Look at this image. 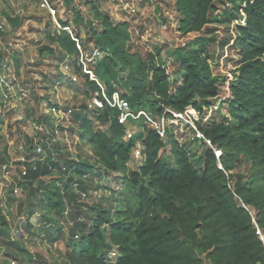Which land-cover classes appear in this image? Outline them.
Here are the masks:
<instances>
[{
  "label": "trees",
  "instance_id": "trees-1",
  "mask_svg": "<svg viewBox=\"0 0 264 264\" xmlns=\"http://www.w3.org/2000/svg\"><path fill=\"white\" fill-rule=\"evenodd\" d=\"M73 1L63 3L69 7ZM82 5L88 7L89 16L73 8L70 17L58 19V26L50 14L49 43L40 46L39 52L57 61L55 81L65 80L60 71L63 63L79 77L78 90L87 99L101 95V86L84 71L80 60L82 52L91 54L99 48L103 55L90 66L109 95L120 91L132 108L148 110L156 117L168 109L184 111L193 106L201 116L198 128L222 150L224 169L218 166L214 150L202 141L190 140L203 145L199 155L181 143L174 124L167 127L165 138L144 123L141 131L126 140L127 127L119 122L117 108L107 104L90 108L89 101L66 106L78 121L71 132L79 131L94 155L71 157L60 138L53 143L39 141L46 150L37 154L29 135L23 145L24 158L15 168L7 149L0 152V172L14 176L8 198L13 199L16 185L26 191L25 197L15 200H19L21 216L27 217L13 234L0 209V250L4 251L0 262L16 263L10 257L19 259L20 247L12 236L31 232L34 220L43 221L47 231L56 230L53 238L57 239L61 218H66L71 224L70 264H264V239L257 234L258 226L264 236V0H174L178 30L183 36L199 34L175 49L181 82L174 87L162 47L147 55L134 51L127 21H116L96 0ZM52 7L58 12L53 3ZM9 20L16 26L21 17L9 16ZM233 20L239 21L235 37L223 42L233 38L238 51L229 79L214 71L211 45L216 39L208 33L213 31L212 24ZM8 55L1 49L0 66ZM226 84L229 95L205 120ZM25 90L37 99L36 121L49 122L44 100L59 103L41 96L35 83ZM224 106L226 113H222ZM105 124L108 131L101 127ZM139 143L143 157L138 169H132L133 149ZM168 147L166 155L163 151ZM243 163L249 164L246 174L237 170ZM111 174L122 183L113 193L115 212L98 201L83 206L80 198L92 190L111 188Z\"/></svg>",
  "mask_w": 264,
  "mask_h": 264
},
{
  "label": "rangeland",
  "instance_id": "rangeland-1",
  "mask_svg": "<svg viewBox=\"0 0 264 264\" xmlns=\"http://www.w3.org/2000/svg\"><path fill=\"white\" fill-rule=\"evenodd\" d=\"M51 1V8L43 6L44 0H0V51L6 50L9 53L8 60L0 66V152L4 148L10 155V163L19 161L24 154L22 145L27 135L34 139V148L42 141V134L39 130V124L34 118L33 109L37 107V99L26 89L35 83L38 93L41 96H48L59 103L62 107L61 115L52 114V102L48 104L47 99L43 103V111L49 115V122L58 123V137L67 147L71 157H93V148L91 144L82 139L79 131L71 132V128L77 129L78 121L73 113H68L64 109L67 107L79 106L89 99L78 90L79 82L72 80L73 75L65 64L60 63V71L64 73V81H55L57 75V61L45 52H39L40 46L49 43L46 39L47 33L52 31L53 15L52 3L58 7V12L53 15V20L58 26V19H67L72 15L73 8H79L86 16H89L88 7L82 5L85 0H74L69 7L65 6L63 0ZM101 9L110 13L116 21H127L132 32V49L139 51L143 55L155 51L157 47H162V57L164 64L170 73V81L173 87L181 82V76L176 73L178 69L175 49L183 42L195 40L199 34L192 33L183 36L178 30L179 14L174 6V0H96ZM81 2V3H80ZM81 4V5H80ZM10 17H21V22L13 26L9 20ZM244 18V17H243ZM238 20H233L231 24L215 23L210 27L212 32L208 33L210 37L214 35L216 41L211 45L214 53L212 64L217 75H228L229 79L233 77V71L236 69L238 61V51L233 45L234 39L223 45L228 36L235 37V25ZM244 23V19L240 22ZM85 33V30H83ZM78 77V76H76ZM79 78V77H78ZM54 80V81H53ZM27 91V92H26ZM229 95L227 84L222 86L221 97L217 105L210 108L207 117L217 111L219 102ZM226 106L222 107V113H226ZM46 114V115H47ZM201 118L200 114H196ZM144 121H135L129 123L127 130L137 134L144 127ZM62 126L63 129L60 128ZM108 131L109 124L101 126ZM175 130L179 131V140L192 147L194 152L199 155L202 152L201 143H191V134L183 124H174ZM46 150V149H45ZM170 154V147L165 151ZM45 153V152H44ZM1 155V153H0ZM172 162V159L170 158ZM141 159H133L130 162L132 169H138ZM173 163V162H172ZM249 164L243 163L237 170L247 173ZM13 173L6 171L0 172V209L6 215L10 222V229L13 231L16 226L24 224L27 217L21 216L19 197H25L26 191H23L18 185L15 186V192L11 196L9 191L14 183ZM114 174L108 177L111 188L91 191L87 196L80 198L83 206L94 201L102 202L111 207L114 211L115 201L113 193L118 192L122 183L114 179ZM116 181V182H115ZM102 185L107 183L104 179ZM25 211V209L23 210ZM115 212V211H114ZM24 213V212H23ZM54 215V214H53ZM21 216V217H20ZM61 218V217H60ZM32 231L13 235V240L20 247L17 251L19 259L10 257L15 264H70L68 262V253L71 252L68 242L71 240V224L66 218H61L62 228L59 237L56 230L44 228V222L40 219L34 220ZM20 223V224H19ZM18 224V225H17ZM15 231H13V234ZM10 251L14 249L10 248ZM4 251L0 250L1 260ZM114 256L115 252H111ZM0 264H13L2 263Z\"/></svg>",
  "mask_w": 264,
  "mask_h": 264
},
{
  "label": "built area",
  "instance_id": "built-area-1",
  "mask_svg": "<svg viewBox=\"0 0 264 264\" xmlns=\"http://www.w3.org/2000/svg\"><path fill=\"white\" fill-rule=\"evenodd\" d=\"M43 6H50V3L48 0H44ZM53 15L56 14V11L52 9ZM79 48L81 49V46L78 44ZM103 52L99 48H95L91 54H84L82 52L80 60L83 64L84 71L86 73L90 74V77L94 80H96L99 85L101 86V95L96 94L89 100V107L90 108H96V107H104L106 104L109 105L112 108H117L119 110V122L126 127L129 125V123L135 122V121H144V123H147L151 127H153L157 133L162 137H166L167 133V127L171 124H183L186 129L190 132L192 139H198L199 141H202L207 147H210L214 150L216 157L219 159L218 166L221 169L223 168V165L220 161V157L222 156V150L220 148H217L212 140L208 138L197 126V121L200 120V117L198 118L196 114H200L197 109H195L193 106H189L184 111H176L173 109H168L167 114L165 113L161 117L154 116L151 112L145 109L141 110H135L132 108L129 100H127L125 97H123L120 93V91H115L112 95H109L105 88L102 86V84L97 79L94 71L91 69L90 63H95L96 60L100 57H102ZM74 80H77V77H73ZM68 113H72V109H64ZM52 114L58 116L62 114V107L61 105H53L52 106ZM211 115L208 117L205 116V120L208 119ZM59 125L58 123L52 124L51 122H41L39 124V130L41 132L42 139L44 142L48 140L49 143L56 142L59 138ZM135 133L127 130L126 131V140L131 139ZM45 152V146L44 144H38L36 146V153L42 154ZM133 156L134 159H141L143 157V153L141 150V144H137V146L133 149ZM25 173V172H24ZM245 208L249 209L251 213L253 214V211L244 203L242 202ZM257 234L260 235L261 239H264L262 230L260 227L257 226ZM15 264V263H13Z\"/></svg>",
  "mask_w": 264,
  "mask_h": 264
},
{
  "label": "crops",
  "instance_id": "crops-1",
  "mask_svg": "<svg viewBox=\"0 0 264 264\" xmlns=\"http://www.w3.org/2000/svg\"><path fill=\"white\" fill-rule=\"evenodd\" d=\"M22 147V149L24 150V146L22 145L21 146ZM4 150H5V148H4ZM2 151V150H1ZM24 152V151H23ZM8 153V152H7ZM9 154V153H8ZM10 156V155H9ZM11 158V157H10ZM24 158V154L19 158V159H23Z\"/></svg>",
  "mask_w": 264,
  "mask_h": 264
}]
</instances>
